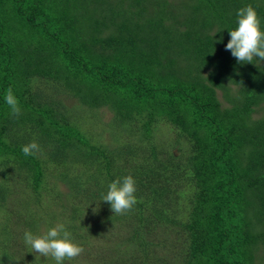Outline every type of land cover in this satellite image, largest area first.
<instances>
[{
  "label": "trees",
  "instance_id": "obj_1",
  "mask_svg": "<svg viewBox=\"0 0 264 264\" xmlns=\"http://www.w3.org/2000/svg\"><path fill=\"white\" fill-rule=\"evenodd\" d=\"M249 4L264 31V0H0V264H56L24 242L43 224L83 249L124 231L101 264H157L172 233L178 264H264V61L226 50ZM128 175L137 203L115 215L102 195Z\"/></svg>",
  "mask_w": 264,
  "mask_h": 264
},
{
  "label": "clouds",
  "instance_id": "obj_2",
  "mask_svg": "<svg viewBox=\"0 0 264 264\" xmlns=\"http://www.w3.org/2000/svg\"><path fill=\"white\" fill-rule=\"evenodd\" d=\"M237 16L238 27L230 30V40L226 50L231 51L232 56L239 63H252L254 58L264 61V31L261 30L257 11L249 4L240 8ZM4 99L12 114L19 116L21 109L12 88L6 90ZM39 151L40 146L35 140L22 148L25 156H34ZM135 192L136 182L131 175H128L122 180L117 178L111 182L107 193L102 195V201L111 205V211L115 215H122L137 203ZM71 235L64 224H57L42 236H35L30 231L25 232L24 242L31 248L32 253L51 257L56 264H64L65 260L71 261L84 251L82 246L73 242Z\"/></svg>",
  "mask_w": 264,
  "mask_h": 264
},
{
  "label": "rangeland",
  "instance_id": "obj_3",
  "mask_svg": "<svg viewBox=\"0 0 264 264\" xmlns=\"http://www.w3.org/2000/svg\"><path fill=\"white\" fill-rule=\"evenodd\" d=\"M259 113H261V111H259ZM100 115H101V118H103V121L105 123L112 121L113 113L109 109H106V108L102 109ZM164 127H165V130L159 132V134H161L160 138L163 139L165 142L171 143L172 139L174 138L171 135H175L177 133L175 131H171L170 128L166 125ZM176 153H178V149H176ZM51 181H52V179H51ZM13 183H14V186L11 188L12 191H11L10 200H9L8 204H10L11 210H16L18 208L17 207L18 205L13 204V199H15L17 196H18V198L21 197V199L23 197H25L24 195H25L26 189L23 190L22 187L17 185V184H20L18 181L13 182ZM24 183L26 184L28 182L26 181ZM61 187H62V192L64 193L66 190V186L62 185ZM22 204L23 205H21V206H27L25 209H23V210L27 211L29 209L28 208L29 202H25V201L23 202L22 201ZM181 205H182V202L178 203L176 206H174L171 209H175V211H178L181 209ZM42 210L43 209H40V210L37 209V211H42ZM49 210L52 211L48 207L45 208V211H49ZM16 220H17L16 217L13 218V221H15V225L12 227L13 221H10V226L12 229H14V232L17 231V233H18V231L21 232L26 227L23 226L22 224L18 225L19 220H17V221ZM2 221H3V216H2V214H0V223ZM53 223L57 224L58 221L57 220L53 221ZM46 231H47L46 224H43L41 226L40 230L37 232L36 236H42L45 234ZM105 233L106 234L103 235L102 238H99L100 236H96V238H94V240L93 239L88 240L89 243L85 244V248H84L83 253H81L78 256V258L83 257V261H76V260L75 261H68L67 260L66 262H64V264H92V263H90V261L88 259V255L92 256V260L94 259L93 264H101L102 262H99L97 259L103 258V257L111 259L113 256L116 255V253H115L116 249L125 251V249L123 248V244H120L121 241L117 240L118 238H122L124 231L119 233L117 230L114 229L112 231H105ZM178 238L180 239V237L175 236L173 233L167 239H165L161 235H157L154 237V242L158 243L159 241H162V243H165V245H166V246H164V248L163 247L160 248L161 252L159 255L162 257L161 259H163V260L157 264H178V259H180V255H181L180 249L182 247V243L180 240H178ZM91 246L94 247L92 250H90ZM33 255L38 257V258H41V260H44V262L45 261L48 262L50 260V257H42L39 254H35V253H33Z\"/></svg>",
  "mask_w": 264,
  "mask_h": 264
}]
</instances>
